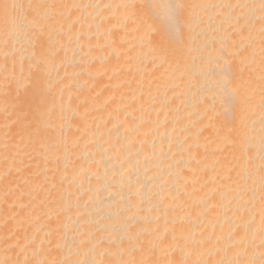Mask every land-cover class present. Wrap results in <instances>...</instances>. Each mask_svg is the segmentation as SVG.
<instances>
[{"label":"bare ground","instance_id":"bare-ground-1","mask_svg":"<svg viewBox=\"0 0 264 264\" xmlns=\"http://www.w3.org/2000/svg\"><path fill=\"white\" fill-rule=\"evenodd\" d=\"M0 264H264V0H0Z\"/></svg>","mask_w":264,"mask_h":264}]
</instances>
